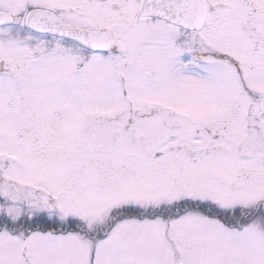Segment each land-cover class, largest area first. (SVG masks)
<instances>
[{"label": "snow or ice", "instance_id": "snow-or-ice-1", "mask_svg": "<svg viewBox=\"0 0 264 264\" xmlns=\"http://www.w3.org/2000/svg\"><path fill=\"white\" fill-rule=\"evenodd\" d=\"M0 264H264V0H0Z\"/></svg>", "mask_w": 264, "mask_h": 264}]
</instances>
